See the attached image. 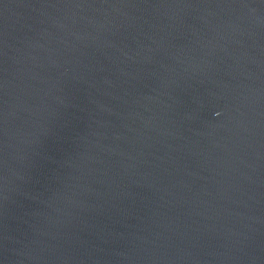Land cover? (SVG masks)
<instances>
[{"label": "water", "instance_id": "water-1", "mask_svg": "<svg viewBox=\"0 0 264 264\" xmlns=\"http://www.w3.org/2000/svg\"><path fill=\"white\" fill-rule=\"evenodd\" d=\"M0 264H264V0H0Z\"/></svg>", "mask_w": 264, "mask_h": 264}]
</instances>
